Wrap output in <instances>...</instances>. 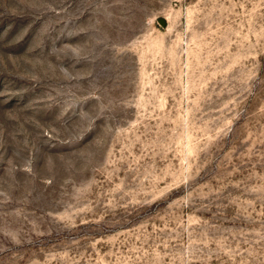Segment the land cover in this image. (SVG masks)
Segmentation results:
<instances>
[{
    "label": "rangeland",
    "instance_id": "rangeland-1",
    "mask_svg": "<svg viewBox=\"0 0 264 264\" xmlns=\"http://www.w3.org/2000/svg\"><path fill=\"white\" fill-rule=\"evenodd\" d=\"M0 264H264V0H0Z\"/></svg>",
    "mask_w": 264,
    "mask_h": 264
},
{
    "label": "water",
    "instance_id": "water-1",
    "mask_svg": "<svg viewBox=\"0 0 264 264\" xmlns=\"http://www.w3.org/2000/svg\"><path fill=\"white\" fill-rule=\"evenodd\" d=\"M159 22L161 23V25H165V21L160 19Z\"/></svg>",
    "mask_w": 264,
    "mask_h": 264
}]
</instances>
